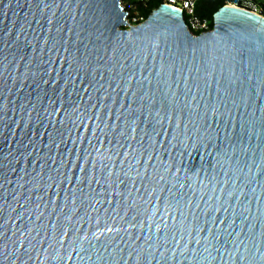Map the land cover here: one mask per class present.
<instances>
[{
  "label": "water",
  "instance_id": "1",
  "mask_svg": "<svg viewBox=\"0 0 264 264\" xmlns=\"http://www.w3.org/2000/svg\"><path fill=\"white\" fill-rule=\"evenodd\" d=\"M0 264H264V17L0 0Z\"/></svg>",
  "mask_w": 264,
  "mask_h": 264
},
{
  "label": "built area",
  "instance_id": "2",
  "mask_svg": "<svg viewBox=\"0 0 264 264\" xmlns=\"http://www.w3.org/2000/svg\"><path fill=\"white\" fill-rule=\"evenodd\" d=\"M199 1L200 0H162L161 5L180 9L184 14L188 30L194 36H199L213 30L211 20L203 18L197 13V4ZM150 2L151 0H138L137 2L134 1L124 6L122 5L130 26H137L147 21L148 17L143 14L139 3H142L143 7L148 9ZM225 5L242 8L264 17V0H227ZM127 28H129V26Z\"/></svg>",
  "mask_w": 264,
  "mask_h": 264
},
{
  "label": "trees",
  "instance_id": "3",
  "mask_svg": "<svg viewBox=\"0 0 264 264\" xmlns=\"http://www.w3.org/2000/svg\"><path fill=\"white\" fill-rule=\"evenodd\" d=\"M227 0H200L197 4V13L203 18L211 20V26L214 28V16L215 14L225 6ZM143 14L149 17L153 9L158 8L162 4V0H151L149 8L143 7L142 3H139Z\"/></svg>",
  "mask_w": 264,
  "mask_h": 264
},
{
  "label": "rangeland",
  "instance_id": "4",
  "mask_svg": "<svg viewBox=\"0 0 264 264\" xmlns=\"http://www.w3.org/2000/svg\"><path fill=\"white\" fill-rule=\"evenodd\" d=\"M134 1H138V0H122V5L124 6L125 4H128V3H130V2H134ZM153 10H155V9H153ZM127 28V27H126Z\"/></svg>",
  "mask_w": 264,
  "mask_h": 264
}]
</instances>
